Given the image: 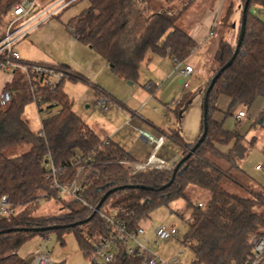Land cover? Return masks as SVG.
Returning a JSON list of instances; mask_svg holds the SVG:
<instances>
[{
  "label": "trees",
  "instance_id": "1",
  "mask_svg": "<svg viewBox=\"0 0 264 264\" xmlns=\"http://www.w3.org/2000/svg\"><path fill=\"white\" fill-rule=\"evenodd\" d=\"M19 0H0V27L12 3ZM88 6L66 26L74 40L89 46L107 65L112 73L126 82H134L139 76L140 64L149 60V54L168 56L173 62L183 63L198 49L196 42L176 26L170 9L157 11L151 8V0H86ZM167 2H172L166 0ZM195 0H189L191 4ZM240 5V17L234 45L220 40L212 55L213 70L203 90L207 101V133L194 154L184 160L173 176V168L148 169L132 173V157L118 144L99 136L73 112L72 102L63 92L65 79L89 84L81 74L67 66L44 65L64 73V79L55 89L30 84L28 77L18 70L11 74L2 92L12 93L6 105H0V196H6L18 212L14 216L0 217V264H30L17 254L18 249L35 235L46 236L55 232L57 242L63 245V235L72 232L78 248L85 258L93 246L108 235L109 229L101 214H113L129 230L141 226L149 214L157 208L168 207L176 200H183L189 211L187 230L183 240L189 241L193 252L191 264H245L252 254L253 241L264 238V189L254 184L237 164L243 161L253 148L254 140H247L236 129L226 131L222 124L212 119L217 100L225 96L230 100L225 116H232L239 108L251 107L257 98L264 99V20L258 15L264 9V0H249L246 10V26L238 53L231 65L207 92L211 78L232 57L240 31L241 15L246 0H236ZM151 10L144 18L137 37H130L135 25L132 11L139 6ZM146 9V10H148ZM233 15L230 2L219 24ZM217 25V26H218ZM216 26V27H217ZM212 28L213 30L216 28ZM1 34V31H0ZM34 85V86H33ZM148 85H144L146 88ZM33 87V88H32ZM152 87V86H151ZM95 95L104 93L95 87ZM148 91L153 94L151 88ZM193 94H186L175 103L176 122ZM34 103L39 113L41 105L48 115L41 118L42 136L32 131L25 109ZM58 111V113H53ZM264 118V105L255 121ZM203 130V117L202 129ZM179 148L183 159L194 144H186L178 128L167 134ZM26 146L19 154H7L13 148ZM230 146L223 150V147ZM50 155L56 165L70 162L76 156L90 155L91 172L85 179L84 198L89 206L72 199H55L49 182L44 178V157ZM176 162V163H177ZM237 170L240 179L231 175ZM69 176L74 172L70 169ZM172 179V180H171ZM230 181L245 188L249 196H240L224 188ZM145 186L150 190L128 188ZM125 186L111 193L93 214L101 197L113 188ZM206 191L205 203L193 204L187 189ZM49 192L52 202L62 205L63 212L36 216L39 204L34 200ZM201 204V206H199ZM92 218L83 223L85 219ZM75 224L74 227L65 226ZM57 227V228H53ZM51 228L49 231L34 229ZM110 264H141L140 259L128 255L122 247Z\"/></svg>",
  "mask_w": 264,
  "mask_h": 264
},
{
  "label": "rangeland",
  "instance_id": "2",
  "mask_svg": "<svg viewBox=\"0 0 264 264\" xmlns=\"http://www.w3.org/2000/svg\"><path fill=\"white\" fill-rule=\"evenodd\" d=\"M188 1L174 0L171 5V2H167L166 0H151V8L149 9L165 11L169 7L170 14L176 19V26L185 32H188V28L192 26L204 24L209 19L213 20V25L209 29L215 35L214 38L211 37L212 41L219 42L220 40H224L234 45L240 17V5L236 0H195L191 4H187ZM230 2L233 5V15L227 22L218 25L220 17ZM87 6L88 2L86 0H80L69 5L57 16L52 17L39 27L33 29L24 39H21L14 45V49L21 55V59L26 62L32 61L38 63L43 60L42 62H47L52 66L64 65L72 69L75 67L73 66L75 62L80 68L89 67L95 70L96 77H92L89 80V84L65 79L63 92L72 102L73 112L100 139H103L106 134L107 136L110 135V132L115 131V129H121L122 127L125 128V131L133 133L136 122L143 123L142 120L144 119L163 130L165 132L164 137L167 136L169 129L178 128L179 133L185 140L195 143L200 137L202 129L203 90L212 74L209 70V62L212 57L208 60L205 51L207 47L203 50L196 49L185 62L181 63L180 68H183L185 64H189L195 68V73L188 79L176 75L174 71L176 64L171 59L149 54L150 59L140 64L137 80L126 82L112 73L110 66L90 49L89 46H85L77 40L71 41L72 31L66 24L70 19L76 17L86 9ZM146 9L148 8L143 5L139 6V9L136 7L132 11L131 19L135 25H132L129 29L130 37L126 38V41L131 36L137 37L144 18L148 17L152 12ZM257 13L264 20V9H259ZM212 27L216 28L213 30ZM65 32L67 33V38L63 36ZM74 69L86 78L79 69L77 70L76 67ZM3 74L7 73L0 72V77ZM147 82H152L156 86L155 92L153 87L148 86L147 88V90L151 88L153 94H150L144 88ZM184 82L189 84L187 89L183 87ZM96 86L110 100L105 110L99 108L95 103ZM186 94H193V100L184 109L179 121L176 122L173 113L175 103ZM238 110L247 111V108L239 107L234 112ZM25 118L31 130L37 133L41 129L40 119H44L45 114L37 112L36 105L32 103L25 109ZM243 122L246 123L247 130L250 132L249 136H254L255 140L248 156L239 162L237 166L247 177L264 189V169L261 171L255 170L256 165L264 167V123L263 126L255 124L249 128L251 122L249 123L248 120H243ZM143 127L136 129H141L151 135ZM240 127H242V124H239L237 130ZM234 129H236V126ZM131 139L137 152L141 151L142 144L139 139V133L136 132L135 134L134 132ZM174 145L171 139L165 137V145L156 154V157H163L165 153L174 152ZM229 147H223V150H227ZM26 149V146L16 147L7 152V154L19 155ZM151 152L152 146L148 150L142 151V154H151ZM164 158L166 159V157ZM139 160L143 164L147 162L146 159ZM148 169L145 168L138 171ZM130 170H133L131 164ZM231 171V175L241 182L238 171L234 169ZM224 188L240 196L250 195L246 192L245 188L230 181L224 182ZM187 191L193 204L205 203L209 198V194L201 189L189 187ZM60 212H63L61 204L43 201L39 204L34 215L46 216ZM188 215L189 211L183 200L173 201L168 207H160L152 211L148 218L141 223V227L145 229L144 235L148 239V243H143V246L161 260L172 261L176 259L178 264H191L193 252L188 247L183 248L181 244L183 235L187 230ZM160 225L174 226L177 235L172 239L154 243L152 231L156 226ZM63 241V245L57 242L55 232H49L44 237L35 235L18 249L17 254L20 257L26 258L30 264L31 258L37 254L46 256L50 264H88L86 258L80 252L76 238L72 232H66L63 235Z\"/></svg>",
  "mask_w": 264,
  "mask_h": 264
},
{
  "label": "built area",
  "instance_id": "3",
  "mask_svg": "<svg viewBox=\"0 0 264 264\" xmlns=\"http://www.w3.org/2000/svg\"><path fill=\"white\" fill-rule=\"evenodd\" d=\"M78 0H56L53 2L40 5L39 0H19L11 4L7 16L5 17L0 34V72L9 73L10 75L18 70L25 74L30 81H33L39 87L55 89L56 86L64 79V73L44 65L26 64L20 57L19 53L14 49V45L21 39L25 38L33 29L43 24L46 20L56 16L61 10ZM72 40L74 35L72 34ZM175 73L177 76L188 79L193 73V67L185 64L180 68L181 63L174 62ZM34 86V85H33ZM183 87L187 89L189 84L183 83ZM33 88V87H32ZM12 93L6 91L0 95V105L4 106L10 99ZM96 105L105 110L110 103L108 97L98 95L96 97ZM41 111L48 115L47 109L41 105ZM38 112V110H37ZM53 113H58L55 111ZM244 112L240 111L238 117H244ZM41 124V119H40ZM140 137L152 146V152L149 155L147 162L143 165L134 164L132 173L145 168L149 169H165L170 170L173 164L156 157V153L162 148L165 137L151 136L141 129H137ZM42 136L43 132L40 129L37 133ZM91 157L90 155L76 156L67 164L56 165L48 154L44 157L43 169L45 171L44 178L50 184V190L55 193V199H72L84 206H89V203L84 198L85 179L91 172ZM155 162V164H152ZM74 169V172L69 176V170ZM256 169H261L260 165ZM49 192L38 196L34 203L40 204L43 201H52ZM201 206V204H199ZM18 209L11 204L6 196H0V217H10L16 215ZM108 225V235L98 241L93 246L92 253L86 258L88 264H110L120 247L128 255H134L140 259L141 264H178L176 259L172 261H164L155 257L150 253L149 249L143 246V243H148L145 234V229L141 226L135 230H129L120 222L113 214H101ZM154 243L162 240H169L177 235L174 226H156L153 231ZM183 248H189L190 242L182 240ZM264 263V238H258L253 241L252 254L249 256L245 264H263ZM31 264H50L49 260L43 254L34 255L31 258Z\"/></svg>",
  "mask_w": 264,
  "mask_h": 264
},
{
  "label": "crops",
  "instance_id": "4",
  "mask_svg": "<svg viewBox=\"0 0 264 264\" xmlns=\"http://www.w3.org/2000/svg\"><path fill=\"white\" fill-rule=\"evenodd\" d=\"M53 1H56V0H39V3H40V5H44L45 3H49V2H53ZM78 1H80V0H78ZM78 1H76V2H78ZM169 1H172L171 5L174 2V0H169ZM228 5L229 4H227L226 7H228ZM67 7H65V8H67ZM168 9H169V7H168ZM226 9L227 8H225V11H226ZM63 10H61V12ZM225 11L223 12L222 16L224 15ZM234 17H235V15H234ZM212 22H213V20L212 21L210 19L206 20V22H204V24H198L196 26H192V27L188 28L189 30H188V32H186L196 42V44L198 45V49L197 50H203L204 48L207 47V49L205 51L207 53L208 60H210V58L212 57L213 53L216 50L217 44H218L217 41H212V38L215 37L214 32L212 30H209L210 26L213 25ZM0 31H1V27H0ZM66 34L67 33L65 32L63 36H66V38H67ZM62 38H64V37H62ZM71 41L74 42V39L72 40V37H71ZM164 57L169 58L168 56H164ZM42 61L43 60L39 61L38 63H44V64H47V65H51V64H49L47 62H42ZM47 61H50V60H47ZM29 62H32V61H29ZM54 66H56V65H54ZM73 66H75L77 70L79 69V71L82 72L86 76V79L88 80V82H89V80L92 77H96L94 69H90L89 67L88 68L87 67L80 68L75 62L73 63ZM209 67H210L209 70L212 73L213 64H211V61L209 62ZM69 68H71V67H69ZM74 68L73 69L71 68V70L74 71V72H77ZM193 70L194 71H193L192 74L195 73V68L194 67H193ZM77 73H79V72H77ZM79 74H81V73H79ZM0 79H1L0 80V95H1V92H2V89H3L4 85L11 80V75L9 73L3 74V75H1ZM145 85L152 86L154 88V92H155L156 86L152 82H147ZM148 86H146V88H145L146 90H147ZM96 88L99 89L97 86H96ZM229 104H230V100L227 97L220 96L218 98V100H217L216 111L213 112V114H212V119L215 120L216 122L221 123L223 129L226 130V131H233L232 129L235 128L236 122L239 121L240 125L242 124V127H240L237 130L238 134L241 135V136H244L247 140H255L254 136H249L250 132L247 130V126L245 125L246 123L243 122V120H248L249 123L251 122V124L249 125V128L253 127L255 124L263 126L264 118L262 120L255 121V117L257 116V114L261 110V108L263 107L264 99L257 98L247 111H243L244 114H245L244 117H238V113L240 111H242V110H238V111L234 112L232 116H225L226 112L228 111ZM142 122L143 123L136 122L135 128H134L135 131L133 130L135 132V134L137 132L136 128H138V127L142 128L143 126L145 127V128L143 127V129L148 131L153 136H160V135H164L165 134V132L163 130H161L158 127H156L152 122L144 120V119L142 120ZM169 130H171V129H169ZM134 132L131 133L129 131H125V128L122 127L121 129L118 128L117 130L115 129V131L110 132L111 136L110 135L107 136V134L105 133L106 135L104 136V138H108L111 141H113L116 144H118L119 146H121L132 157L134 163L143 164V162H139V161H141L139 159H146L147 160L150 154H148V153L146 154L145 153L143 155L142 151H145V149L148 150V148H150L151 145L148 142H146L144 139H142L140 137V135H139V139L141 140L140 142L142 144V149H141V151L137 152V150L134 147V144L132 143V139H131L132 134H134ZM155 134H157V135H155ZM165 137H168V136H165ZM183 140H184V142L186 144H189V145L194 143V142H191V141H187L184 138H183ZM173 144H175V143L173 142ZM164 145H165V140H164V143L162 145V148L157 153H159L163 149ZM174 146H175L174 147L175 148L174 152L165 153V155L163 157H159V159L165 161L166 163H170V164L175 163L180 158V152H179L178 146L176 144ZM164 157H166V159ZM152 163L154 164V162H152ZM256 166H255V170H257V171H261V170L264 169V167L262 165H260L261 169H256ZM253 182H254L255 185L259 186L255 181H253Z\"/></svg>",
  "mask_w": 264,
  "mask_h": 264
},
{
  "label": "water",
  "instance_id": "5",
  "mask_svg": "<svg viewBox=\"0 0 264 264\" xmlns=\"http://www.w3.org/2000/svg\"><path fill=\"white\" fill-rule=\"evenodd\" d=\"M248 2L249 0H246L245 3H244V6H243V9H242V15H241V23H240V31H239V35H238V39H237V44H236V47H235V50H234V53L232 55V57L230 58L229 61H227L222 67H220V69L217 71V73L211 78V81L209 83V86L207 88V92H209L212 87L214 86L216 80L220 77L221 73L227 69L231 63L233 62L234 58L236 57L237 53H238V50H239V46L243 40V37H244V33H245V26H246V10H247V6H248ZM202 117H203V130H202V133L200 135V137L198 138V140L195 142L194 146L189 150V152L187 153V155L183 158V159H180V161H176L174 164V168H173V176L175 174V172L178 170L179 166L181 165V163L184 161V160H187L190 156H192L195 152V150L203 143V141L205 140V137H206V133H207V101L206 99L203 100V113H202ZM173 164V165H174ZM171 168V169H172ZM172 180V179H171ZM128 188H138V189H142V190H150L149 188L145 187V186H139V185H136V186H133V185H130V186H127ZM125 186H121L119 188H113L109 191H107L102 197L101 199L98 201V203L95 205L94 209H93V214L97 213L101 207V205L103 204V202L105 201V199L111 194L113 193L114 191H116L117 189H124ZM92 218V215L90 217H88L87 219H85L83 221V223H86L87 221H89L90 219ZM75 224H71V225H68V226H65V228H68V227H74ZM53 228H57V227H53ZM51 228H45V229H34V231H49Z\"/></svg>",
  "mask_w": 264,
  "mask_h": 264
},
{
  "label": "bare ground",
  "instance_id": "6",
  "mask_svg": "<svg viewBox=\"0 0 264 264\" xmlns=\"http://www.w3.org/2000/svg\"><path fill=\"white\" fill-rule=\"evenodd\" d=\"M153 164V163H152ZM154 164H155V162H154ZM155 165H157V164H155Z\"/></svg>",
  "mask_w": 264,
  "mask_h": 264
}]
</instances>
